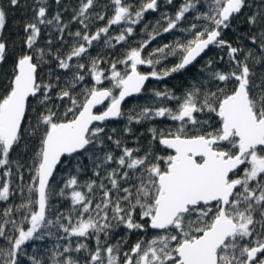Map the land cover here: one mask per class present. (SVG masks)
Masks as SVG:
<instances>
[{"label":"snow or ice","instance_id":"1","mask_svg":"<svg viewBox=\"0 0 264 264\" xmlns=\"http://www.w3.org/2000/svg\"><path fill=\"white\" fill-rule=\"evenodd\" d=\"M9 3L20 6V0ZM253 3L182 0L174 14L165 12L154 25L146 24L142 31L148 38L126 48L122 58L97 55L83 63L96 42L108 49L127 42L145 13L159 10V0H141L138 6L131 0L103 6L100 0H78L67 22L61 11L49 16L48 0H35L20 50L12 49L13 67L0 79V202L17 192L21 196L19 204L0 210L5 241L0 264H81L74 253L82 252L87 253L84 264H264V71L257 72V66L264 69V0L254 10ZM246 9L245 23L251 27L245 35L255 46L247 50L223 35ZM189 14L191 22L181 27ZM6 19L0 5V64L10 58L3 36ZM105 20L89 30L94 21ZM72 22L81 27L68 32L74 42L67 52L54 50L51 39L46 48L37 46L41 26H53L66 45L64 34ZM114 25L119 30L112 35ZM177 29L182 38L146 53L157 36ZM211 46L226 49L227 71L217 67L224 56L209 58L201 69L204 79H193L180 95L153 90L150 104L124 112L126 98L141 94L150 79L189 70ZM169 58L176 63L157 70ZM44 66L47 81L41 75ZM125 116L128 125L157 118L174 123L149 127L148 144L137 140V146L128 147L114 139L116 128L106 130ZM123 131L133 129L126 125ZM107 142L120 154L105 150ZM22 143L31 152L27 166L12 157ZM84 155L94 178L81 182L79 157ZM66 164L58 181L57 171ZM56 197L70 199L66 212L53 211ZM120 228L128 236L137 234L130 247L124 237L111 242ZM45 236L57 240L49 262L27 251L30 242Z\"/></svg>","mask_w":264,"mask_h":264},{"label":"trees","instance_id":"2","mask_svg":"<svg viewBox=\"0 0 264 264\" xmlns=\"http://www.w3.org/2000/svg\"><path fill=\"white\" fill-rule=\"evenodd\" d=\"M35 0H20V6H12L9 3V0H0V5H2L6 12H7V19H6V25L3 30V36L4 38L9 42L10 45V58L7 60V62L0 64V79L3 78V76L11 71V68L13 67V60L11 58L14 53L12 52V49H15V51L18 53L20 50V41L21 38L25 35L23 32V25L26 22H30L33 17V7H34ZM131 2L135 5H139L141 3V0H131ZM50 11L49 16H52L57 11H61L63 15V19L65 22L70 21L72 10L75 9L78 6V0H61L60 4H57L55 0H48ZM182 3V0H173V4L169 5L166 3V0H159L160 8L156 12L148 11L144 15V19L142 23L135 26V32L133 36L125 43H122L120 45H116V47L108 49L105 48L102 45V42H96L94 43V46L89 49V55L83 57L80 62L88 63L90 60V57H96L97 55H101L104 57V59H113V58H122L123 52L126 50V48L134 47L139 42L147 39V35L145 34L142 29H144V26L146 24H152L154 25L157 20L160 19L161 15L165 12L168 14H174L175 10L179 7V5ZM202 3H207V0H202ZM249 3H253V0H249ZM259 0H255V3H253V10L255 9V4H258ZM100 4L107 5L109 4V0H100ZM67 9V11H65ZM100 9H98L99 11ZM104 11H107L108 15H111V9L105 8ZM206 10L205 8H201V11ZM249 14V10H245V13L243 15L238 16L233 22L232 27L229 29L224 30V38L231 41L234 46H242L245 48V50L249 48H255V46L251 43L249 39L246 38V33H248L250 29V25L245 23V16ZM191 15H188V18L185 21L181 22V27H186L189 22H191ZM106 23L105 21H94L90 24L89 30L94 32L96 28L104 26ZM163 23L160 27H163ZM81 25H79L76 22H72L69 25V28L65 31L64 38L67 41V44L62 47L61 41L57 39L58 32L53 26H41V35L38 39V47L40 48H46L47 41L49 39L52 40L53 49L61 48L62 53L68 51V46L71 45L73 41V37L68 35V32H75L78 28H80ZM113 28V27H112ZM151 27L147 31H151ZM112 35L116 34V31L111 32ZM255 34V33H253ZM183 34L177 30H173L169 33H163L161 36H157L155 41H153L148 48L146 49L147 52H151L153 49L165 44L175 41L177 38H182ZM145 53V54H146ZM218 56H224L225 60L223 62L217 61V67L221 70L227 71L229 68V64L227 63V55H226V49H219L215 46H211L210 49L207 51V55L203 56L199 59L198 63L195 64L194 67H190L189 70H185L182 73H174L169 77H165L162 80L157 79H150L147 84L145 90L137 95L134 98L129 99L125 104L123 105V110L127 114L129 111H136L139 112L140 106H144L147 104H150L153 101V90H165V89H172L176 92L177 95H180V93L189 86V84L193 81V79L196 80H202L204 79V75L201 73V69L203 65L206 63L207 59L213 58L216 59ZM176 63L175 58H169L168 60L162 61L160 65L157 66V70H161L164 68L171 67L173 64ZM52 67L55 68V61L52 62ZM107 67V65H105ZM141 69L145 72L150 71L151 69L148 66H141ZM264 71V69L259 68L257 66V72ZM48 66H44L42 76L45 81L48 79ZM57 72L62 73L63 70L57 69ZM85 83L90 84L91 79L90 77L86 76ZM107 83V82H106ZM30 103L35 105L36 101L35 99L30 100ZM169 106H174V102H169ZM102 110V109H101ZM32 119V116H29V120ZM174 122L164 119V118H157L154 121H144L140 124H137L133 122L131 125L127 124V117L119 118L116 120H113L109 122L106 126V130L111 128H116L117 132L114 135V139H122L126 142L128 147H135L137 146V140H139L140 145H146L149 143L151 134L147 131L149 127H157V128H167L169 126H172ZM129 126L133 129L131 133H125L123 131L125 126ZM27 126V122H26ZM35 144L31 143L29 141V149H34ZM105 150H114L116 155L120 154V149H117L114 144L111 142H107L105 145ZM30 150L25 149L23 146V143L20 147H16L13 149L12 157L17 158L19 157L21 159V163H24L25 166H27V161L30 157ZM102 155V153H101ZM79 160L84 165V169L79 174V179L81 182H85L89 180L90 178H94L92 176L93 172V166L92 162L90 161L89 157L87 155L79 157ZM75 160L70 159L69 164H75ZM69 165H61L57 171V180L59 181L67 172ZM2 171V170H0ZM15 171V170H14ZM73 169V173H74ZM24 180H29V174L25 172ZM18 183V181H15ZM21 202V196L20 193L17 192L8 202H0V210H2L4 207H6L8 204H19ZM53 211H60V212H66L70 208V199H64L62 197H56L53 201ZM120 237H124L127 239L128 244L127 247H130L132 243L135 242L137 239V234H131L130 236L126 235L123 228L117 229L115 236L111 242H115L116 239H119ZM76 238H73V247L75 246ZM89 246L93 248L95 246V242L93 240L87 241ZM32 244V247H29L27 249L28 253L31 255L33 252L38 256V258L45 260L46 262H49L51 250H54L55 245L57 243V240L55 237H47L43 240H37L30 242ZM60 243H65V241H60ZM0 245H5V241L0 239ZM76 257H78L81 260V264H84V260L87 257V253H74ZM26 259V257L24 258Z\"/></svg>","mask_w":264,"mask_h":264},{"label":"rangeland","instance_id":"3","mask_svg":"<svg viewBox=\"0 0 264 264\" xmlns=\"http://www.w3.org/2000/svg\"><path fill=\"white\" fill-rule=\"evenodd\" d=\"M118 30H119V26L114 25L113 28L110 30V32L116 31V33H117Z\"/></svg>","mask_w":264,"mask_h":264},{"label":"water","instance_id":"4","mask_svg":"<svg viewBox=\"0 0 264 264\" xmlns=\"http://www.w3.org/2000/svg\"><path fill=\"white\" fill-rule=\"evenodd\" d=\"M147 84V83H146ZM137 95H139V94H134L132 97H129V98H126V101L125 102H127L129 99H131V98H134V97H136ZM125 104V103H124ZM123 104V105H124Z\"/></svg>","mask_w":264,"mask_h":264}]
</instances>
